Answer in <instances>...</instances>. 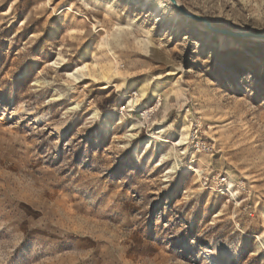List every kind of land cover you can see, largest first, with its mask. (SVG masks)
<instances>
[{"label":"rangeland","instance_id":"obj_1","mask_svg":"<svg viewBox=\"0 0 264 264\" xmlns=\"http://www.w3.org/2000/svg\"><path fill=\"white\" fill-rule=\"evenodd\" d=\"M175 1L264 35V0ZM256 40L168 0H0V264H264Z\"/></svg>","mask_w":264,"mask_h":264},{"label":"water","instance_id":"obj_2","mask_svg":"<svg viewBox=\"0 0 264 264\" xmlns=\"http://www.w3.org/2000/svg\"><path fill=\"white\" fill-rule=\"evenodd\" d=\"M172 7L180 13L183 17L190 21H195L198 23L203 24L210 32L221 35L224 37H229V38H235V39H245V40H250V39H257L264 41V35L258 34V33H248V32H239V31H230L226 29H220L214 27L208 20L205 18H202L200 16L194 15L192 13H189L185 9H183L181 6L177 4L175 0H168Z\"/></svg>","mask_w":264,"mask_h":264},{"label":"bare ground","instance_id":"obj_3","mask_svg":"<svg viewBox=\"0 0 264 264\" xmlns=\"http://www.w3.org/2000/svg\"><path fill=\"white\" fill-rule=\"evenodd\" d=\"M142 5L143 6H145L146 5V3H142ZM157 10V9H156ZM155 10V11H156ZM154 11V12H155ZM157 12V11H156ZM254 39V38H253ZM264 41H261V40H256L255 42H252L251 43V47H254V48H258V47H261L262 46V43H263ZM160 90V87L159 86H156V87H154V88H152V89H148V90H146V91H144L143 92V94H152V93H154V92H156V91H159ZM129 98V96L127 95V93L126 92H122V93H120V99L121 100H126V99H128ZM136 101H134V100H132L131 101V105H130V111L131 112H133V113H136L139 109H140V106L139 107H136ZM135 105V106H134ZM108 115H114V114H112L111 112H109L108 113ZM104 120V119H103ZM132 129L133 128H135L134 127V125H132V127H131ZM129 132V131H128ZM208 134V132L207 131H204L203 133H202V136H206ZM135 134H133V133H128V136L129 137H132L133 138V136H134ZM152 140H159V138L158 137H156L155 136V134L153 133V132H150V133H148V135L146 136V140L144 141V143H145V145H147V146H149L150 145V142L152 141ZM178 142V141H177ZM180 142V141H179ZM178 145V144H177ZM146 146V147H147ZM179 146V145H178ZM174 148H176L175 146H174ZM177 158V157H176ZM176 160V159H175ZM173 166H177V167H179V161L178 160H176L174 163H173ZM175 169V168H174ZM179 169V168H178Z\"/></svg>","mask_w":264,"mask_h":264}]
</instances>
